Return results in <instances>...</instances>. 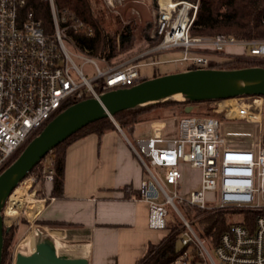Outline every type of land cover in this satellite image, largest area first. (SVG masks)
<instances>
[{
    "label": "built area",
    "instance_id": "obj_1",
    "mask_svg": "<svg viewBox=\"0 0 264 264\" xmlns=\"http://www.w3.org/2000/svg\"><path fill=\"white\" fill-rule=\"evenodd\" d=\"M40 1L50 8L53 33H47L34 11L26 9L27 0H0V174L70 103L146 80L140 68L147 64L136 62L144 55L112 64L80 49L74 35L92 37L94 28L61 9L56 0ZM159 6L155 34L162 40L149 52L182 53L180 59L168 62L204 69L211 66L209 55L264 61V39L192 36L199 2L178 0L173 7L160 2ZM88 64L95 70L92 77L84 71ZM230 100L235 103L227 104ZM209 107L211 115L183 116L174 137L156 126L152 134L129 141L148 173L135 200L147 205L148 226L153 230L168 228L170 209L179 217V241L187 249L174 264H264V97L212 101ZM51 160V154L41 160L34 182H55ZM187 164L200 170L201 182L200 188L184 195L182 167ZM207 193L216 197L215 206L206 204ZM47 199H40L43 205ZM193 208L250 216H243L221 235L213 256L184 214Z\"/></svg>",
    "mask_w": 264,
    "mask_h": 264
},
{
    "label": "crops",
    "instance_id": "obj_2",
    "mask_svg": "<svg viewBox=\"0 0 264 264\" xmlns=\"http://www.w3.org/2000/svg\"><path fill=\"white\" fill-rule=\"evenodd\" d=\"M134 128L128 130L132 133ZM129 141L119 126L71 144L60 157L59 191L52 194L54 183L49 185V199L39 214V221L48 230L46 237L54 244L57 236L70 247L86 245L89 264H137L150 244L160 243L169 234L172 225L168 220L166 229L149 228L148 207L135 200L148 173ZM55 222L66 225L58 228L52 225ZM71 232L81 243L64 240ZM72 251L67 253L82 255Z\"/></svg>",
    "mask_w": 264,
    "mask_h": 264
},
{
    "label": "trees",
    "instance_id": "obj_3",
    "mask_svg": "<svg viewBox=\"0 0 264 264\" xmlns=\"http://www.w3.org/2000/svg\"><path fill=\"white\" fill-rule=\"evenodd\" d=\"M183 1L192 3L199 2L196 18L190 30L192 36L225 34L238 39H264V0ZM56 2L61 9H68L69 11L75 13L84 22L94 28L95 33L92 37L86 36L83 33L74 35L77 46L80 49L88 50L94 56L105 57L109 62H112L119 53L116 51L117 43L125 53L131 49L130 47L132 45L131 43L134 38V34L130 33V26H125L122 31L115 29L112 32L114 37L112 38L109 36L110 34L108 30H111L113 23L111 20L108 22L106 21V11L98 9L100 0H56ZM26 9L34 11L37 19L41 20L42 26L47 33L53 29L52 15L48 4L43 3L40 0H27ZM114 21L118 23V17H115ZM117 34L119 35V38H116ZM161 40L162 36H157L155 42L156 45H158ZM251 67L264 68V61L227 58L224 62H218L209 66V69L232 70ZM195 69L197 68H186L187 71ZM154 77L158 76L154 74ZM209 102L176 101L173 102L172 105L182 106L183 116H194L196 106L200 104H208ZM74 104L75 103H70L66 109ZM189 105L193 107V110L190 114H186L185 109ZM139 112L140 111H136L135 109L127 110L116 114L114 119L122 129L127 130L130 127H135L141 122L139 119ZM204 115L208 114L205 113ZM44 128L39 131L34 138L38 136ZM116 129L117 126L111 118H103L79 130L53 150L54 154L52 165L56 170L57 176L53 185L52 194L58 193L59 191L60 157L66 153L68 147L75 141L90 134H97L101 136ZM33 139H31L28 143H30ZM28 143L12 157L8 166H10L21 155ZM39 168L40 164L35 166L30 174L37 172ZM232 213L236 214L240 212L234 211ZM242 214H244L243 216H250L247 213ZM191 215H193V219H197V224H195V227L193 226L194 230L201 239L208 242V245L211 248L218 245L221 235L233 224L230 218L232 216L231 213L226 211L204 212L194 208L191 209ZM52 225L56 227H63L66 224L64 222H55ZM13 230V228H10L6 232L5 229V248L3 250L2 264L5 263L6 255L8 254L7 249L9 245L7 242L12 240L14 235ZM181 233V227L178 229L174 226L171 229V232L160 243L150 244L147 253L140 261L137 262V264H174L175 258L187 249L186 247H182L181 250L178 249V245L181 244L179 241ZM12 259L13 257L11 255L8 264H12Z\"/></svg>",
    "mask_w": 264,
    "mask_h": 264
},
{
    "label": "rangeland",
    "instance_id": "obj_4",
    "mask_svg": "<svg viewBox=\"0 0 264 264\" xmlns=\"http://www.w3.org/2000/svg\"><path fill=\"white\" fill-rule=\"evenodd\" d=\"M178 0H174L177 2ZM180 1V0H179ZM183 1V0H182ZM159 0H100V4L98 5V9H103L107 12L106 21H112L111 30L109 31V36L114 37L112 32L115 29H122L125 26H130V33L134 34V38L132 40L131 49L125 53L122 51L121 47H119L117 43L116 51L119 52L116 58L110 62L112 64H121L128 60L138 59L136 62L140 64H147L140 68L141 74L146 77L147 79L154 78V74L156 76H162L178 72L187 71V66L185 64L175 63V62H168L173 59H180L182 57V53L177 51H170V52H160V53H153L149 52L152 48L156 45L157 35L155 34L156 31V23L158 21V16L160 13V6ZM118 17V23L114 21V18ZM119 27V28H118ZM53 28V27H52ZM54 28L50 30L49 33H53ZM116 38H119L117 34ZM151 40V41H150ZM153 40V41H152ZM236 51L235 49H232ZM99 57V56H96ZM208 58L210 59V65H213L218 62H224L227 59L224 55L214 56L209 55ZM245 59V58H240ZM247 60V59H246ZM81 63V62H80ZM85 74L87 77H92L95 74V70L92 65L88 64L84 68ZM173 102L176 101H167L155 104H149L142 107L135 108L136 111L139 112V119L140 123L134 127V132L131 133L128 129L125 130L126 136L131 140H135L136 137L140 135H145L149 132H153L154 128L157 126L162 127L164 133L168 137H174L178 133V123L179 120L183 117V107L182 106H174L172 105ZM235 102H227V104H233ZM188 107H191L189 105ZM211 115V108L208 104H200L196 106L195 109V116L204 115V114ZM116 124H118L115 119H112ZM129 128V129H130ZM233 141H246L247 138H232ZM53 156V151L50 152ZM41 169V166L39 170ZM38 170V171H39ZM37 171V172H38ZM37 172L29 174L24 180H22L17 187L13 190L10 196L7 198L4 209H3V217L5 223V229L13 228V237L12 240L8 241L7 244L8 254L6 255V260L4 264H8L10 256L12 255V264H15L16 257L18 255H30L33 251V247H37L41 241L46 238L45 232L48 231L45 228V225L42 221H39V215L37 216V211L40 210L43 206L42 203L34 202V203H27L25 202L22 207L14 205V199L17 198L19 195L23 193V189L27 196H31L34 200H40L47 197L51 192V185L50 183H44L41 180H37L34 182L35 175ZM182 185L180 188V192L184 195H188L192 190H197L200 188L201 182V172L197 168L191 167L189 164L184 165L182 167ZM23 186V189L15 193V190L19 187ZM25 187V188H24ZM14 194L13 197H11ZM10 198V201H9ZM9 201V202H8ZM218 203L216 197L212 193L206 194V204L207 205H216ZM16 206V207H15ZM13 208L15 210L18 209V215L13 220V222L8 221V216L5 215V210ZM194 209V208H193ZM196 209V208H195ZM234 212V211H233ZM231 213V222L235 223L243 219L244 214ZM185 216L193 221V226L197 224V219H193V215H191V210L186 213L184 212ZM168 220L171 222L170 229L167 230V233L171 232V229L175 226L180 229L181 222L179 217L176 213L170 209V215L168 216ZM10 224H8V223ZM65 227V226H64ZM69 227V226H66ZM76 226L72 227L75 228ZM60 228V227H58ZM64 229L63 227H61ZM62 232V231H61ZM75 233H69L68 236L64 238V240L70 244H78L81 241H77L74 238ZM208 244V242L206 241ZM5 244V241H4ZM55 245L56 242H55ZM208 249L210 250L211 254L214 256V250L209 246ZM5 248V245H4ZM55 248V247H54ZM178 249H182V245H178ZM56 250V249H55Z\"/></svg>",
    "mask_w": 264,
    "mask_h": 264
},
{
    "label": "water",
    "instance_id": "obj_5",
    "mask_svg": "<svg viewBox=\"0 0 264 264\" xmlns=\"http://www.w3.org/2000/svg\"><path fill=\"white\" fill-rule=\"evenodd\" d=\"M187 93H195V97L186 101L174 99ZM246 96L264 97V68H204L166 74L83 100L61 112L0 174V264L5 233L3 209L7 198L46 155L79 130L103 118L114 119L118 113L149 104L167 101L212 102ZM192 110V106L187 107L185 113L190 114ZM116 126L119 127L118 124ZM15 264H89V261L86 258H61L45 238L32 254L18 255Z\"/></svg>",
    "mask_w": 264,
    "mask_h": 264
},
{
    "label": "bare ground",
    "instance_id": "obj_6",
    "mask_svg": "<svg viewBox=\"0 0 264 264\" xmlns=\"http://www.w3.org/2000/svg\"><path fill=\"white\" fill-rule=\"evenodd\" d=\"M160 1V4L164 7H173L175 2L173 0H159ZM195 97V93H187V94H182V95H178L176 96L174 99L175 100H182V101H186V100H190L192 98ZM229 102H233L232 100H230ZM25 188V187H24ZM21 189H23V186H19L15 192V193H18V191H20ZM24 191H26L25 189H23ZM23 191V193L21 195H19L17 198L14 199V205L16 206H19V207H22V205H24L25 202L27 203H34V202H38L39 203H42V200H34L31 196H27V194ZM14 194L11 196L13 197ZM15 206V207H16ZM18 209L15 210L13 208L10 207V209H6L5 210V215L8 216V221H12L17 217L18 215ZM8 223V222H7ZM10 224V223H8ZM48 235V234H47ZM56 237V244H54L53 240L46 237V239L51 242V244L55 247L58 255L61 257V258H64V259H71V258H85L87 253H88V247L86 245H81V246H78V247H70L68 245H66L63 241V239H59L57 236H54ZM70 248H74V249H70ZM77 248V249H76ZM36 249V247H33V251ZM71 250H73L72 252L73 253H77L78 251L82 252V255L81 256H74V255H70L69 253L67 252H70ZM32 254V253H31Z\"/></svg>",
    "mask_w": 264,
    "mask_h": 264
}]
</instances>
